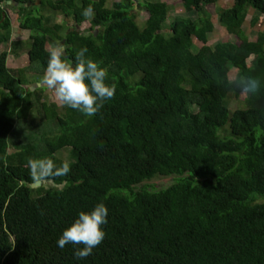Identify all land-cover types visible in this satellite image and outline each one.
<instances>
[{
  "label": "trees",
  "instance_id": "16d2710c",
  "mask_svg": "<svg viewBox=\"0 0 264 264\" xmlns=\"http://www.w3.org/2000/svg\"><path fill=\"white\" fill-rule=\"evenodd\" d=\"M108 1L0 0V46H26L29 58L14 70L0 54V264H264V31L252 40L244 30L250 8L264 16V0L221 8L235 41L214 46L204 4L218 0H182L188 16L169 26L167 2L142 0V27L135 0ZM17 4L27 42L12 40ZM58 42L69 61L86 47L115 85L95 116L31 89L27 71L39 81ZM232 69L259 79V93L230 85ZM44 157L67 160L70 172L34 188L26 163ZM170 176L163 189L145 185ZM100 202L105 238L78 260L57 240Z\"/></svg>",
  "mask_w": 264,
  "mask_h": 264
},
{
  "label": "clouds",
  "instance_id": "9594fccd",
  "mask_svg": "<svg viewBox=\"0 0 264 264\" xmlns=\"http://www.w3.org/2000/svg\"><path fill=\"white\" fill-rule=\"evenodd\" d=\"M94 14L91 5L82 12V16L88 19ZM87 51L86 47L81 48L75 53L74 59L69 61L66 57V45L62 42L53 44L38 86L51 91L53 98L61 104L92 117L100 111L105 101L114 98L115 85L106 84V69L88 58ZM228 82L249 95H256L261 88L260 80L251 76H241ZM26 167L34 188L51 183L70 172L67 160L57 165L47 157L29 158ZM107 217L108 209L103 202L97 203L89 212H79L77 219L58 238L57 246L63 249L66 245H74V257L78 260L87 258L105 238L106 233L101 226L107 224Z\"/></svg>",
  "mask_w": 264,
  "mask_h": 264
},
{
  "label": "rangeland",
  "instance_id": "374dc122",
  "mask_svg": "<svg viewBox=\"0 0 264 264\" xmlns=\"http://www.w3.org/2000/svg\"><path fill=\"white\" fill-rule=\"evenodd\" d=\"M114 2L115 0H109L108 4H110L111 2ZM136 1V7L134 9V12L136 14V20L137 23L140 27L143 26L144 21L147 19V12L144 9V7H142V0H135ZM165 1L169 4V20L167 22V26H169L170 22L173 20V18L175 17H180V16H188V11L185 8L184 4H182V0H162ZM144 2V1H143ZM232 0H218V2L214 3V4H210L208 5L207 3L204 4L205 10L208 12L209 16L212 19V22L214 23V31L212 33L209 34L210 37V43L212 46H214L215 44H217L218 42H222V41H235V37L232 36L231 34L228 33V31L220 24V16H219V10L223 7H227L230 6L232 4ZM141 3V4H139ZM18 8H13V7H9V14L10 17L12 19V22L15 23L16 25V15L14 14V11H18ZM59 16V15H58ZM249 17L247 18L246 22L244 23V30L246 31L247 35L250 37V39H254L257 34L261 31H264V16L260 14V12L255 11L254 9L249 10ZM192 17L194 19L198 18V14H193ZM60 19V17H58ZM254 18H258V22L256 24H253V19ZM62 20V18L60 19ZM66 22L69 23L70 25H73V20L71 18H65ZM89 26V24H83L80 25L78 27V29L84 30L85 28H87ZM169 29H167L165 32H168ZM15 32L16 34V30L13 28L12 29V33ZM20 37L22 39H27L29 38V32L27 33H22L19 32ZM28 40H26L27 42ZM195 42L198 45H201V42L198 39H195ZM11 50V46L10 44H4L0 46V54L3 53L4 51H9V66L16 70L18 69V67L20 68H27L29 66V58L28 56H25V53H23L21 55V57L16 58L14 57V51H10ZM238 73L237 69H232L229 73V76L231 79H234L236 77ZM27 76L29 79V85L33 86L34 89H37L39 86H34L35 83L38 84V81H34L36 78V74L35 72L32 71H27ZM41 78V75H38V79ZM45 94L51 99V101L56 102L58 105H60V107H62L63 104H61L59 101L55 100L53 98L54 94L49 91L48 89H45ZM245 94H242L240 96L239 99H235L232 97L231 100V107L232 109H235L239 106H243L244 103V99H245ZM12 151V150H11ZM174 179L170 176V177H157L153 180L147 181L145 182V185L149 186V187H153L154 189H163L169 185H171L173 183ZM45 186L49 187V184H46Z\"/></svg>",
  "mask_w": 264,
  "mask_h": 264
},
{
  "label": "crops",
  "instance_id": "0c3cea01",
  "mask_svg": "<svg viewBox=\"0 0 264 264\" xmlns=\"http://www.w3.org/2000/svg\"><path fill=\"white\" fill-rule=\"evenodd\" d=\"M115 1H117V0H115ZM112 3H113V1L110 3V4H108L109 6H111L112 5ZM18 4H17V7L16 8H18ZM136 7V6H135ZM19 9V8H18ZM8 14H9V11H8ZM14 14L16 15V25H15V23H13L12 22V27L16 30V34H15V32H13L12 33V40L13 41H22V42H26V40H28L29 38H27V39H22L21 37H20V34H19V32H22V33H27V32H29V31H26V30H23V29H21L20 28V24H19V17H18V14H17V11L15 12L14 11ZM9 16H10V14H9ZM58 17H60V19L62 18V20H60ZM11 18V17H10ZM12 20V19H11ZM65 21V18H64V16L63 15H57L56 16V22H58V23H62V22H64ZM69 24V23H68ZM70 25V24H69ZM29 36H30V32H29ZM50 48L51 47H49V50H50ZM18 50H20V51H14V57H16V58H19V57H21V55L23 54V53H25V56H28V54H27V47L26 46H24L23 48H20V49H18ZM10 60V59H9Z\"/></svg>",
  "mask_w": 264,
  "mask_h": 264
},
{
  "label": "water",
  "instance_id": "95a60500",
  "mask_svg": "<svg viewBox=\"0 0 264 264\" xmlns=\"http://www.w3.org/2000/svg\"><path fill=\"white\" fill-rule=\"evenodd\" d=\"M34 86L36 87V86H38V84H36V83H35V85H34ZM31 89L33 90V89H34V87L32 86V87H31Z\"/></svg>",
  "mask_w": 264,
  "mask_h": 264
}]
</instances>
